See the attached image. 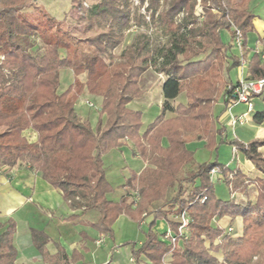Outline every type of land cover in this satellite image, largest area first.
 <instances>
[{
  "label": "trees",
  "instance_id": "obj_1",
  "mask_svg": "<svg viewBox=\"0 0 264 264\" xmlns=\"http://www.w3.org/2000/svg\"><path fill=\"white\" fill-rule=\"evenodd\" d=\"M34 1L0 0V167L28 165L60 190L71 208L96 209L101 218L93 228L113 239L124 201L108 198L113 188L103 156L130 142L135 155L146 160L148 142L149 168L137 180L139 200L126 206L125 214L138 223L152 216L150 231L157 221L165 220L177 233L179 224L171 218L177 220L186 211L191 234L181 240L183 249L172 251L149 232L134 257L145 255L153 264H161L172 251V264H264V156L260 152L264 140L247 145L227 141L214 115L219 98L226 106L234 100L238 82L232 80V72L242 66V59L250 80H264V44L254 37L255 16L249 11L252 0H139L134 15L132 0H96L88 10L83 7L85 0H71V11L62 21L31 5ZM198 1L202 16L196 11ZM146 4L148 21L141 14ZM162 4L165 9L161 10ZM75 12L85 24L81 37L71 33L68 25V16ZM180 14L182 20L175 21ZM132 24L153 31L164 44L138 32L116 59L114 52L124 43ZM237 32L242 35L240 54L233 52ZM153 66L164 77L165 104L141 135L143 112L130 106L144 98L141 80ZM63 70L72 71L75 80L60 91ZM84 93L102 100L105 123L101 120L96 130L76 111L77 99ZM181 95L184 103L178 102ZM258 97L264 103V93ZM168 112L172 117L165 121ZM253 120L264 124V111ZM27 132L36 134L37 141L31 142ZM203 139L210 151L221 145L239 149L263 178L251 181L216 160L198 165L186 179L179 180L183 168L194 160L189 142ZM163 140H167V148ZM213 170H219L232 196L247 195L254 184L256 201L237 205L233 199H218L210 176ZM134 181L135 177L128 186ZM170 189H176L175 197L155 209L154 204L165 202ZM200 195L206 197L204 203L198 199ZM226 217L242 218L241 237L214 226V221ZM14 233L11 223L0 235V264H16ZM33 240L48 264H66L61 250L55 257L42 253L48 242L44 234L34 232ZM216 254L223 255L222 263Z\"/></svg>",
  "mask_w": 264,
  "mask_h": 264
},
{
  "label": "crops",
  "instance_id": "obj_2",
  "mask_svg": "<svg viewBox=\"0 0 264 264\" xmlns=\"http://www.w3.org/2000/svg\"><path fill=\"white\" fill-rule=\"evenodd\" d=\"M249 11L255 16L254 37H264V0H252L249 4ZM233 52L237 54L236 51ZM243 75L246 79H249L247 67ZM232 78L235 82L239 81V69L232 72ZM163 83L160 85L159 98L162 102H165ZM163 106L164 103L159 107V111L155 113V117H152L153 120H151L149 127L160 115ZM253 106V111L248 113L245 105L226 106L224 99L219 98L214 108V115L217 120V127L224 129L223 138L225 140H235L245 145L253 141L264 140V124H256L253 120L256 113L264 111L263 99L258 96L254 98ZM171 117L172 115L168 112L165 121ZM239 118H242L243 122L233 125V120ZM148 129V127L143 126L141 135H144ZM26 135L31 142L37 141L36 134L27 132ZM220 140L221 137H217V144ZM163 146L165 148L169 146L167 140H163ZM188 148L194 151V160L183 168L179 180L186 179L189 173L196 170L198 165L219 161L223 155L226 157L227 149H230L229 152H231L232 158L223 161L222 165L230 170L240 171L251 181H255L260 177L263 178L241 151L234 154V146L221 145L217 151H210L207 150L206 140L203 139L190 141ZM132 149L135 167L131 169L124 161H103L107 180L113 188V192L108 198L117 203L124 201L123 210L113 227V239L101 236L93 228L101 218L96 209L85 212L71 208L63 193L51 186L41 174L31 170L28 165L21 163L11 169L0 167V225L3 227L0 229V235L7 230L11 223L15 224L13 247L17 252L16 264H48L35 246L34 232L42 233L48 239L42 253L47 254L49 257H55L61 250L67 257L66 264H153L148 256L134 257V253L138 252L147 241V233L149 232L155 236L157 243L170 248V243L165 239V235L169 232L176 233L167 221H157L150 231L148 226L153 221L152 216L145 217L141 223H138L125 214L126 206L135 201V192L138 193L137 180L139 176L149 168V153L147 152V159L145 160L139 155H135L134 147ZM200 150L214 153L215 160L211 161L212 158L206 157L207 161H196V153ZM223 151H225V154H223ZM260 152L264 156V147L260 149ZM134 177L135 181L129 187L128 184ZM212 183L215 193L216 189L220 187V195L216 193L218 199L223 201L233 199L237 205H245L248 201L254 203L258 196L254 184L249 187L247 195L238 193L232 196L231 190H229L221 175H217ZM166 193L165 202L155 203V209H159L165 203L170 202L177 192L176 189H170ZM188 195L189 192H187ZM134 208L135 206H133ZM171 220L177 221L176 217H172ZM213 224L224 229L225 232L235 238L241 237L244 232L241 217L236 219L226 217L214 221ZM229 230H232V232H229ZM218 243L217 241L216 244ZM183 246V241H179L176 249L181 250ZM215 256L222 263L223 255L216 254ZM161 264H172V251L165 256Z\"/></svg>",
  "mask_w": 264,
  "mask_h": 264
},
{
  "label": "rangeland",
  "instance_id": "obj_3",
  "mask_svg": "<svg viewBox=\"0 0 264 264\" xmlns=\"http://www.w3.org/2000/svg\"><path fill=\"white\" fill-rule=\"evenodd\" d=\"M71 3H72L71 0H35L31 5L40 6L46 9L56 20L62 21L65 18L64 16L69 14L71 11V8H72ZM95 3H96V0H85L83 2L84 10L90 9V7ZM132 3H133L132 13L134 15L136 7L139 4V0H132ZM199 3L200 2L198 1L196 5V11L200 16H202L204 14H203V11L201 10V5ZM31 5L29 7H32ZM146 7H147V4L144 7H142L141 14L145 16L146 20L148 21L149 14H146L147 13L145 11ZM162 9H165V6H163V4L161 6V10ZM183 17L184 15L180 14L175 18V21L178 22L179 20H182ZM68 25H69L70 32L73 33L75 36L77 37L83 36L82 33H83V28L85 24L80 19V15L77 12H75V15L70 14L68 16ZM131 28L132 30L126 33L124 43L114 52L116 59L119 58L122 51L125 49V47L129 43H131L133 37L138 32L145 33L149 35L150 37L157 39L161 43V46H163L164 44L163 39L157 37L153 31L147 30L142 27H136L134 26V24H132ZM90 35H93V34H90ZM226 38L227 39H225V41L228 42V37L226 36ZM37 42H38V45L42 47V43L40 42V40H38ZM235 51L237 54H240V51L238 48ZM60 79H61L60 91H64L68 89L74 83L75 77L72 71L63 70V72H61ZM81 79L84 80V77L82 76ZM163 81H164V77L162 75L157 74L153 66L151 70L148 71L142 77V80H141V86H142V89L146 92L145 94L146 96H144L142 100L136 101L130 106V108L133 110L139 109L140 111L143 112L142 124H144L143 125L144 127L149 128V124L150 122H152L151 120H153L152 117H155V113L159 111V107L161 106V104L162 103L165 104V102H162L161 98H159L160 85L163 83ZM185 101L186 100H185L184 95H181L180 98L178 99V102L184 103ZM88 102L90 103L92 102V105H93L92 108L88 105ZM101 106H102L101 99L90 96L87 93H84L83 96L79 100L77 99L76 111L83 120H87L90 122L91 126L93 127V130H96L101 120L105 123V118H101ZM150 117L152 119H149ZM143 126H142V129H143ZM132 146L133 144L129 142L126 144V146L122 150H109L103 156V161H124V163L128 165L130 169L135 167L134 166L135 162H133L135 161L134 160L135 158L133 156L134 152L132 149L134 146L133 147ZM145 147H146L147 152L149 153L148 142H145ZM234 149L236 150L234 154H237V152L240 151L239 149L235 147ZM229 151L230 149H227L226 151L227 156L225 157L223 155L221 157L222 159L218 161L219 164H222L223 161H227L232 158L231 152ZM223 154H225V151H223ZM206 157L212 158L211 161L215 160L214 153H211L207 150L197 151L195 160L198 162L207 161L208 159ZM123 166L122 168H124ZM219 188L220 187L216 189V193L220 195Z\"/></svg>",
  "mask_w": 264,
  "mask_h": 264
},
{
  "label": "built area",
  "instance_id": "obj_4",
  "mask_svg": "<svg viewBox=\"0 0 264 264\" xmlns=\"http://www.w3.org/2000/svg\"><path fill=\"white\" fill-rule=\"evenodd\" d=\"M241 37H242L241 33L237 32L236 47L239 49V51H241V45H242ZM261 40L263 41L264 44V37H262ZM259 46L262 48L261 45ZM262 57L264 58V48L262 50ZM0 59L3 60L2 57ZM241 65L242 66H240L239 68L240 78L238 81V85L233 91L234 100L229 101L228 105L233 106L236 104H243V106L245 105V107H247V112L250 113L253 111L254 108L253 99L264 93V80L246 79L243 75V72L247 67V63L244 59L241 60ZM88 105L91 108L93 106L92 102L91 103L88 102ZM238 122L242 123L243 122L242 118H239L238 120H233L232 123L233 125H235ZM233 152L235 153L236 150L234 149ZM217 175L218 176L221 175L219 170H213L210 174L211 179L213 180ZM198 199H200L201 203H204L206 201V197H203L201 195L198 197ZM138 200H139V194L135 192V201ZM177 222L179 224L177 233L172 234L171 232H169L165 235V239L169 241L170 248L172 251L176 249V246L179 241L188 239L191 234L190 233L191 219L186 211H184L183 213H181V215L177 217ZM229 232H232V230H229Z\"/></svg>",
  "mask_w": 264,
  "mask_h": 264
}]
</instances>
